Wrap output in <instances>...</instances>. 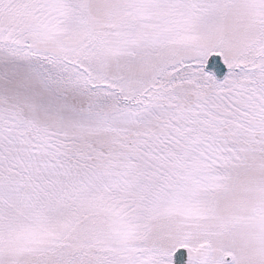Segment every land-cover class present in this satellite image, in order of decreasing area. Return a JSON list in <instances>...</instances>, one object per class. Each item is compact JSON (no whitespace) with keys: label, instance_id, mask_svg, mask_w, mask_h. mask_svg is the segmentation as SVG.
Here are the masks:
<instances>
[{"label":"snow or ice","instance_id":"1","mask_svg":"<svg viewBox=\"0 0 264 264\" xmlns=\"http://www.w3.org/2000/svg\"><path fill=\"white\" fill-rule=\"evenodd\" d=\"M0 264H264V0H0Z\"/></svg>","mask_w":264,"mask_h":264}]
</instances>
